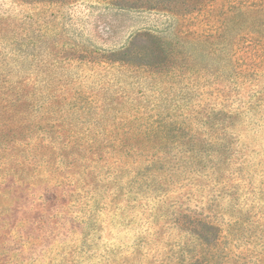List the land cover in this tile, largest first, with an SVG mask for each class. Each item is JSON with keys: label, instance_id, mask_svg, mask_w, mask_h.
<instances>
[{"label": "rangeland", "instance_id": "rangeland-1", "mask_svg": "<svg viewBox=\"0 0 264 264\" xmlns=\"http://www.w3.org/2000/svg\"><path fill=\"white\" fill-rule=\"evenodd\" d=\"M229 1L0 0V264H264V36Z\"/></svg>", "mask_w": 264, "mask_h": 264}, {"label": "trees", "instance_id": "trees-1", "mask_svg": "<svg viewBox=\"0 0 264 264\" xmlns=\"http://www.w3.org/2000/svg\"><path fill=\"white\" fill-rule=\"evenodd\" d=\"M230 8H229V12H228V18L232 20H236V19H241V21L243 20V22L246 24V33L244 35V37H246L247 39H244V43L247 44L250 43L252 44L253 41L260 43L262 42L261 39L262 37L260 36H264V31H260V29H264V0H253L250 2V4L246 3L245 0H230ZM162 130L160 133H155L154 135H152L149 132V136L146 135L144 137L148 136L147 141L154 139L161 135V138H159L161 141L160 142H166L167 140H169V137H171V130L167 129L164 125L161 126ZM158 140V139H157ZM159 141V140H158ZM91 142V141H90ZM69 144L75 146L76 143H71L69 142ZM90 144V143H88ZM73 146V147H74ZM76 147V146H75ZM78 149H80L83 153H85L86 155H89V158H86L90 161V165H84V167H82V174L78 179H72L73 181L71 182V184H74L76 189L78 190L77 192H87V193H94L97 188H93V190H88L82 187H88L91 186L87 180L85 179V177L87 178V176L89 174H91L93 177H95V180H97V178H100V170H102L103 168H100L98 165H94L93 164H97L99 157L97 154H99V152L97 151V147L93 148V147H82L81 145H78ZM161 147H159V151L160 152ZM185 153V152H184ZM190 152L185 153L186 157H189ZM149 154L148 151H139L136 149H133L131 147H126L124 150H113L110 151L109 153V157H112L115 159V162H123L125 156L128 157L130 155H134L136 161L138 162L140 159H143V165L141 167H137L135 168V170L145 173L142 176L141 174H137V175H141L140 178L133 176L130 180L133 179H144V183H143V188L145 189L146 187H156L159 186L161 181L163 179L156 177V172L157 171H161L162 168H160L158 165L159 163H161V158L162 156L159 154H152V155H146ZM91 157V158H90ZM132 158V157H131ZM129 159V158H128ZM185 159V157H184ZM184 159L182 157V164L177 165L178 168H176L175 172L177 170H180V174H183V170L186 166H183L184 164ZM180 161V160H179ZM104 162H106L107 164V160H105ZM126 164H128L127 161H125ZM65 163H62L61 161H59L58 165L59 166H64ZM99 167V170H98ZM116 169L117 172L121 171L122 168L119 166L118 168H114ZM96 170V171H95ZM98 170V171H97ZM69 176V175H68ZM190 176V175H189ZM70 178V177H69ZM190 178H193L190 176ZM84 179V180H83ZM115 184H119L114 185L113 189L115 190V193H121L124 192L123 188H124V184L127 183H121V181H118V179H114L113 180ZM132 181H129V183ZM140 185L141 186V182L140 183H136V185ZM193 184V183H192ZM59 185H62L61 183ZM117 186V187H116ZM152 190V189H150ZM76 194V193H75ZM74 194V195H75ZM91 198H93L92 196H90ZM191 217H189V221L190 225L193 226V228H198L199 226H201V229L198 230V232L196 233V236L199 238V240L201 242H212L213 240H210V238L212 236L211 235H215L216 237L220 236V232H221V228L219 226H217L215 223L208 221L206 219H199V220H193L191 221L190 219ZM214 242H216V239H214Z\"/></svg>", "mask_w": 264, "mask_h": 264}]
</instances>
